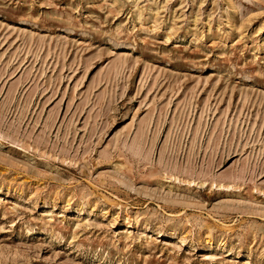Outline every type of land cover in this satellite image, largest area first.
<instances>
[{"label":"rangeland","instance_id":"rangeland-1","mask_svg":"<svg viewBox=\"0 0 264 264\" xmlns=\"http://www.w3.org/2000/svg\"><path fill=\"white\" fill-rule=\"evenodd\" d=\"M0 264H264V0H0Z\"/></svg>","mask_w":264,"mask_h":264}]
</instances>
